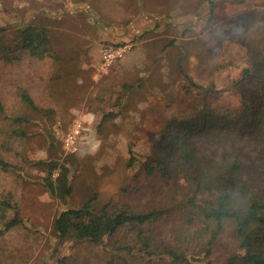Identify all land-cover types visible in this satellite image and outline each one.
Returning a JSON list of instances; mask_svg holds the SVG:
<instances>
[{
    "label": "rangeland",
    "instance_id": "374dc122",
    "mask_svg": "<svg viewBox=\"0 0 264 264\" xmlns=\"http://www.w3.org/2000/svg\"><path fill=\"white\" fill-rule=\"evenodd\" d=\"M19 23L46 27L58 58L38 62L16 51ZM2 30L13 50L10 60H0V99L11 112L22 87L44 111L22 106L30 117L28 137L18 147V162L13 150L7 155L22 170L11 171L3 184L19 206L22 225L5 235V247L19 264H105L111 251L103 246L55 240L57 213L92 195L101 205L154 203V192L141 188L128 166L129 153L137 162L153 163L168 121L200 106L198 91L184 93L188 77L218 90L208 100L217 108L234 109L239 92L248 96L244 83L236 93L233 82L247 44L264 46V0H0V41ZM120 43L131 44L130 51L104 67L100 48ZM221 60L234 65L219 68ZM76 122L82 130L70 153L62 143ZM56 151L71 168L73 192L64 203L29 180L43 174L25 166ZM14 257L10 253L9 261Z\"/></svg>",
    "mask_w": 264,
    "mask_h": 264
},
{
    "label": "trees",
    "instance_id": "16d2710c",
    "mask_svg": "<svg viewBox=\"0 0 264 264\" xmlns=\"http://www.w3.org/2000/svg\"><path fill=\"white\" fill-rule=\"evenodd\" d=\"M1 33L0 60H10L13 49ZM14 40L16 51L38 62L58 58L44 26L19 23ZM260 43H248L242 56L233 90L239 92L244 83L249 94H237L236 108L213 106L208 100L218 90L188 77L184 93L198 91L200 106L168 121L153 163L137 162L129 153L128 166L141 179V188L154 192L153 204L101 205L92 195L81 206L57 213L52 223L55 240L61 245L87 240L103 246L111 251L105 264H264V46ZM228 64L234 65L221 60L218 66ZM16 95L19 106L11 112L0 99V264H19L15 251L5 247L4 237L22 225V219L3 184L11 171L21 170L8 156L13 150L18 162V147L28 137L25 124L30 117L22 106L44 113L24 88L18 87ZM69 165L60 151L25 163L43 174L27 178L62 203L73 192Z\"/></svg>",
    "mask_w": 264,
    "mask_h": 264
},
{
    "label": "built area",
    "instance_id": "2783aa9c",
    "mask_svg": "<svg viewBox=\"0 0 264 264\" xmlns=\"http://www.w3.org/2000/svg\"><path fill=\"white\" fill-rule=\"evenodd\" d=\"M131 44L126 43L117 46H103L99 50L100 61L104 67H110L122 60L130 51ZM82 125L76 122L72 129L63 138V147L66 151L73 153L77 149V139L81 133Z\"/></svg>",
    "mask_w": 264,
    "mask_h": 264
}]
</instances>
